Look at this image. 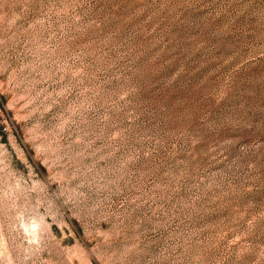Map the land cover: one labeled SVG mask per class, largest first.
<instances>
[{"label": "rangeland", "instance_id": "rangeland-1", "mask_svg": "<svg viewBox=\"0 0 264 264\" xmlns=\"http://www.w3.org/2000/svg\"><path fill=\"white\" fill-rule=\"evenodd\" d=\"M0 264H264V0H0Z\"/></svg>", "mask_w": 264, "mask_h": 264}]
</instances>
